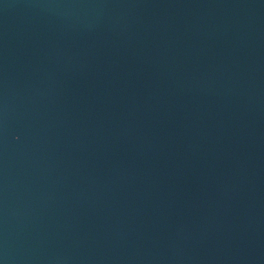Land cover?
Instances as JSON below:
<instances>
[{
    "label": "water",
    "instance_id": "1",
    "mask_svg": "<svg viewBox=\"0 0 264 264\" xmlns=\"http://www.w3.org/2000/svg\"><path fill=\"white\" fill-rule=\"evenodd\" d=\"M0 264H264V0H0Z\"/></svg>",
    "mask_w": 264,
    "mask_h": 264
}]
</instances>
